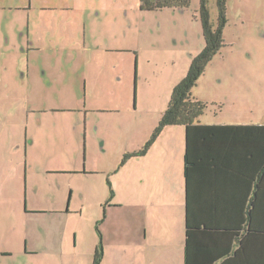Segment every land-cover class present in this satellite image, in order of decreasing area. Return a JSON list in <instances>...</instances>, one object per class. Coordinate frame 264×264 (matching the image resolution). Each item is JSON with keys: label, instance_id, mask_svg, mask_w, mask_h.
I'll return each mask as SVG.
<instances>
[{"label": "rangeland", "instance_id": "obj_1", "mask_svg": "<svg viewBox=\"0 0 264 264\" xmlns=\"http://www.w3.org/2000/svg\"><path fill=\"white\" fill-rule=\"evenodd\" d=\"M30 1L0 0V224L10 226L5 244L15 253L1 255L0 264H57L22 251L27 239L37 250L46 239L63 238L73 243L62 264H95L99 249L107 264H141L142 248L131 243L137 220L127 213L119 219L110 204L128 151L151 139L174 88L205 48L200 0L157 11H143L141 0H33L31 10ZM207 6L216 27L218 0ZM223 38L192 96L207 104L203 117L213 124L264 120V0H227ZM5 124L14 131L4 134ZM39 133L47 135L43 149L37 143L26 153L27 142L42 140ZM27 154L74 155L71 166L79 173L48 176L30 158L26 164ZM145 161L128 159L131 183L142 179ZM25 183L31 200L35 192L38 200L48 191L53 195L54 205L45 204L49 210L66 212L71 203L74 212L84 208L83 215L26 214L20 203ZM135 188L141 191L139 184ZM131 193L127 207L135 205ZM18 235L20 251L8 243Z\"/></svg>", "mask_w": 264, "mask_h": 264}, {"label": "trees", "instance_id": "obj_2", "mask_svg": "<svg viewBox=\"0 0 264 264\" xmlns=\"http://www.w3.org/2000/svg\"><path fill=\"white\" fill-rule=\"evenodd\" d=\"M189 4V0H141V9L186 8ZM207 4L208 0H200L204 50L174 88L151 139L141 150L127 154L123 164L131 157L145 156L166 127H185V264H264V242L248 252L252 236L259 242L264 238L260 230L264 223L258 224L264 221V212L259 211L264 203V196L259 199L264 193V125H202L207 104L192 96L207 65L224 46L227 0H218L216 27ZM99 250L95 264L103 257V249Z\"/></svg>", "mask_w": 264, "mask_h": 264}, {"label": "crops", "instance_id": "obj_3", "mask_svg": "<svg viewBox=\"0 0 264 264\" xmlns=\"http://www.w3.org/2000/svg\"><path fill=\"white\" fill-rule=\"evenodd\" d=\"M13 2L14 0H10ZM19 6L21 1L16 2ZM30 10L33 9V0L30 1ZM12 7V6H10ZM23 8L26 7L22 6ZM3 99V98H0ZM58 114H61V110L56 111ZM61 116V115H60ZM30 123V117L29 121ZM200 123L205 126H245V125H264V120L260 119V121L254 122H236L234 124L228 123H216L213 124L210 121L204 120L202 116L200 118ZM6 128L3 129V133L6 134L8 132L14 131L15 128L9 129L7 124ZM77 132V129L74 128V132ZM254 135V134H253ZM252 136V135H251ZM38 137L42 140L34 139L33 143L29 146V143H26V153H29V149L39 143V146L42 148V144L44 139L47 138V135L43 133H39ZM254 137V136H252ZM50 141L54 138L53 136H49ZM29 139V132L26 131V140ZM1 140V138H0ZM185 145H186V129L183 126H171L166 127L156 142L151 146L148 153L145 155L147 161L142 164L143 174L142 179L133 180L131 183L129 179V175L131 172V166L128 163V160L123 164V167H127L124 175V179L118 180L117 188H115L114 198L116 201H113L110 204L113 210L121 212L119 214V219L127 213L128 217H134V220H137L136 224L131 226V234H135L136 238H134L131 243L138 242L142 248V255L140 258L141 264H185V216H186V195H185V180H184V155H185ZM143 146H137L135 150L128 151L129 153H135L141 150ZM64 149V147H62ZM43 149V148H42ZM66 154H69V151L64 149ZM61 152H58V154ZM57 155L55 158H40L39 155H34L29 157L27 154L25 158L26 164L28 165L29 158L34 161L35 169H39L40 172H43L46 175H73L78 170L73 168L72 162L74 160V155ZM144 157V156H143ZM133 160H137V158H133ZM132 161V159H131ZM129 161V162H131ZM141 161V160H139ZM43 163V164H42ZM43 166L40 167L39 165ZM46 168V171H43V168ZM121 169V168H120ZM86 171L84 170V174ZM124 182L121 186V183ZM126 183V184H125ZM140 185L141 191L137 192L140 189L135 188L137 185ZM45 186H50V184L45 183ZM128 188V189H127ZM131 190V197H128L130 201L135 204L134 206L127 207L125 202L126 193ZM48 191V190H47ZM264 192V190L262 191ZM4 193V186L0 184V195ZM48 198L44 197L47 196ZM264 193L260 194L259 199L263 200ZM32 199L29 198L26 183L24 185V201L22 200L20 203L23 206V210L28 215H45L48 213L59 214L60 216H64L65 218H69L70 215L74 213H78L83 215L84 208L80 210H75L78 212H74L70 208L71 203L68 204V209L66 212H60L63 210H57L54 208L55 206H51L47 208L45 204L52 203L54 201L53 195L49 194H41V198L38 200L36 192L34 195H31ZM133 198V199H132ZM259 199L256 203H259ZM44 201V207L36 208L38 201ZM32 202V204H31ZM54 205V204H53ZM262 207L259 211L264 212V203L260 205ZM257 208V207H256ZM94 209V208H90ZM68 212V216H67ZM107 210V216H108ZM67 216V217H66ZM69 220V219H67ZM264 223L262 219L258 221ZM10 226L7 224H0V237L2 239V243H0V256L4 257H13L15 253L13 250L10 251L7 249L5 242V234L8 233ZM264 230L263 227H261ZM23 235H18L17 239L12 240L8 239V243L10 246L13 244L17 245L18 251L22 250L23 242H21ZM74 248L77 250L79 247V234L76 232L74 236ZM257 236H252V240L248 241V252L255 250L258 244L264 242V238H261V242L257 239ZM27 239V238H26ZM26 248H23L22 255L26 258H30L32 256H40L44 254L45 257H52L51 260H56L55 263L62 264V260H65L63 257L67 255L65 248L68 243H73V239L69 238L68 242H65L66 239L59 240H49L46 239L43 241V244L38 246L37 250L30 249V241L27 239ZM62 242H65L62 245ZM56 243H58L56 245ZM109 244L112 243L108 241ZM20 247V248H19ZM22 247V248H21ZM74 252L76 253V250ZM106 253V249H105ZM22 255L20 257H22ZM73 255V252L70 253ZM69 258V257H66ZM47 261H51L50 259H46ZM101 264H107L106 257L102 258ZM118 264H122L118 262Z\"/></svg>", "mask_w": 264, "mask_h": 264}]
</instances>
